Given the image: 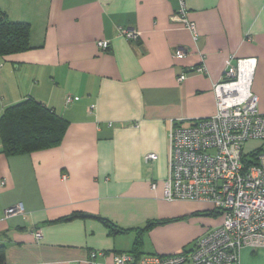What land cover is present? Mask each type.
I'll list each match as a JSON object with an SVG mask.
<instances>
[{
	"label": "crops",
	"instance_id": "1",
	"mask_svg": "<svg viewBox=\"0 0 264 264\" xmlns=\"http://www.w3.org/2000/svg\"><path fill=\"white\" fill-rule=\"evenodd\" d=\"M186 2L197 40L173 18L179 0H0L8 19L30 24V48L0 55V117L35 99L67 122L62 142L46 149L8 155L0 143L6 264H92L93 251L104 252L96 264H114L149 222L158 224L139 252L172 254L222 223L211 203L164 198L169 132L172 121L216 112L214 84L237 58H257L252 89L264 108V0ZM17 204L24 212L5 216ZM75 213L91 217L66 219ZM99 218L132 231L114 236ZM240 264H264V247L245 246Z\"/></svg>",
	"mask_w": 264,
	"mask_h": 264
},
{
	"label": "built area",
	"instance_id": "2",
	"mask_svg": "<svg viewBox=\"0 0 264 264\" xmlns=\"http://www.w3.org/2000/svg\"><path fill=\"white\" fill-rule=\"evenodd\" d=\"M179 4L173 18L197 40V25L187 16L186 0H179ZM118 32L130 40L139 38L135 29L121 26ZM97 45L106 50L110 42L102 39ZM256 66L255 57L237 58L214 84V114L188 123L171 122L164 198L211 203L222 212V223L197 238L186 251L140 256L116 253L114 264H240L245 246L264 247V149L244 150L246 141L264 140V108H259V98L252 89ZM196 70L204 72L205 66L200 64ZM185 78L186 73L179 76V80ZM66 99L70 102L74 97L68 95ZM157 158L154 152L146 155L147 160ZM23 212L22 204H17L7 208L5 216ZM34 237L40 241L42 230L36 229ZM103 254L91 252L90 262L96 264L97 256Z\"/></svg>",
	"mask_w": 264,
	"mask_h": 264
},
{
	"label": "trees",
	"instance_id": "3",
	"mask_svg": "<svg viewBox=\"0 0 264 264\" xmlns=\"http://www.w3.org/2000/svg\"><path fill=\"white\" fill-rule=\"evenodd\" d=\"M29 39L30 24L11 21L5 12L0 9V55L13 54L29 49ZM66 128V120L53 109L35 99H27L9 106L1 115L0 143L3 152L8 155L29 153L60 144ZM249 161V159L246 160L248 164ZM78 217H91V215L75 213L66 219ZM99 219L105 222L109 233L114 236L132 231L131 228H123L107 218ZM156 224L158 223L149 222L144 229L136 230L135 247L127 252H131L136 256L142 255L139 252V248L142 244L143 233ZM193 244L194 242L189 248L184 250L191 249ZM0 264H6L3 246H0Z\"/></svg>",
	"mask_w": 264,
	"mask_h": 264
},
{
	"label": "rangeland",
	"instance_id": "4",
	"mask_svg": "<svg viewBox=\"0 0 264 264\" xmlns=\"http://www.w3.org/2000/svg\"><path fill=\"white\" fill-rule=\"evenodd\" d=\"M262 149H264V140L260 139L248 140L244 145V150L246 153H250L255 150L262 151Z\"/></svg>",
	"mask_w": 264,
	"mask_h": 264
}]
</instances>
